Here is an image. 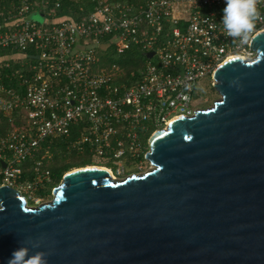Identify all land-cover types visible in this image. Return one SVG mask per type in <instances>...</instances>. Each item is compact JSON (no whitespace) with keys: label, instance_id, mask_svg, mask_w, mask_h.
I'll use <instances>...</instances> for the list:
<instances>
[{"label":"built area","instance_id":"1","mask_svg":"<svg viewBox=\"0 0 264 264\" xmlns=\"http://www.w3.org/2000/svg\"><path fill=\"white\" fill-rule=\"evenodd\" d=\"M224 7L226 0H0V115L9 123L0 134V186L41 205L53 180L45 141L83 125L69 147L88 148L93 166L117 177L114 169L149 163L151 136L194 115L202 79L214 82L231 58L257 56L251 42L264 19L241 43L224 34ZM64 8L75 12L62 15ZM259 8L264 16V2ZM134 46L148 58L136 82L118 80V62L100 63Z\"/></svg>","mask_w":264,"mask_h":264},{"label":"water","instance_id":"2","mask_svg":"<svg viewBox=\"0 0 264 264\" xmlns=\"http://www.w3.org/2000/svg\"><path fill=\"white\" fill-rule=\"evenodd\" d=\"M251 49L215 71L213 107L151 136L145 173L77 168L34 207L0 186V264L29 241L48 264H264V32Z\"/></svg>","mask_w":264,"mask_h":264},{"label":"trees","instance_id":"3","mask_svg":"<svg viewBox=\"0 0 264 264\" xmlns=\"http://www.w3.org/2000/svg\"><path fill=\"white\" fill-rule=\"evenodd\" d=\"M63 1L64 3H66L67 0ZM86 3L88 4L90 3V1H86ZM73 12H75V8H64L60 13L62 15H65L72 14ZM147 59V56L144 53L140 52L138 48L134 46L121 57H117L110 51L108 52V54L102 56V58L100 59V63L109 64L111 62H118L122 67L118 80L132 83L138 80L139 69L143 66ZM17 67H20V64H12L10 69H14ZM133 71H135L136 73L135 77L130 76ZM212 88L213 90H216L213 85ZM20 123L21 122L18 121L16 122V124ZM8 124L9 123L7 122V120L2 115H0V134H4L8 130ZM83 130H85L84 125L73 127L70 137H55L49 138L45 141V147L49 149V153L51 154L50 160L48 162L53 177L51 186L54 185L56 187L57 185H59L67 172L75 168L93 165L91 160L92 154L88 148H86L83 152H78L69 147V141L77 137ZM72 156H77L76 161H73L71 159ZM31 164L32 161H29L27 166L30 167Z\"/></svg>","mask_w":264,"mask_h":264},{"label":"clouds","instance_id":"4","mask_svg":"<svg viewBox=\"0 0 264 264\" xmlns=\"http://www.w3.org/2000/svg\"><path fill=\"white\" fill-rule=\"evenodd\" d=\"M262 2L264 0H226L221 22L225 36L246 43L254 32L256 23L264 19L259 8ZM2 210L3 205L0 204V211ZM33 248L39 249L40 242L22 243L18 249L13 251L8 264H48L49 253L43 250L32 252Z\"/></svg>","mask_w":264,"mask_h":264},{"label":"rangeland","instance_id":"5","mask_svg":"<svg viewBox=\"0 0 264 264\" xmlns=\"http://www.w3.org/2000/svg\"><path fill=\"white\" fill-rule=\"evenodd\" d=\"M32 18L35 21L44 22V17L41 16L39 13H34L32 15ZM212 85H213V82L210 80L209 77L202 79L199 82V85L197 88V93L194 94V99H193V107H196V110L211 108L214 106V104L217 100L221 99V95L219 94L218 91L213 90ZM71 159L73 161H76L77 156H72ZM142 159L143 158H140V160H142ZM48 160H50V158ZM89 166H93V165H89ZM86 167H88V166H86ZM153 167L154 166L150 162L149 163L147 162L146 164H144L142 166L137 165L135 167V169H131L129 171L123 172V174L121 175V177L119 179L123 180L124 178H126L132 174H143ZM75 169H77V168H75ZM54 187H55L54 185L51 186V188H50L51 191L49 192V194H47V196H45L42 200H40V204L48 203L53 199ZM36 204H38V202H36Z\"/></svg>","mask_w":264,"mask_h":264},{"label":"flooded vegetation","instance_id":"6","mask_svg":"<svg viewBox=\"0 0 264 264\" xmlns=\"http://www.w3.org/2000/svg\"><path fill=\"white\" fill-rule=\"evenodd\" d=\"M109 167H112L111 164L109 165ZM131 169H135V166L129 164V165H127V166L123 169V171L120 172L121 174H119V175H117V174H118L117 170L114 169V172H115V174H116V176H117V177H115V176H114V177H115V178H120L121 175L123 174V172H125V171H129V170H131ZM112 174H113V173H112ZM119 180H120V179H119Z\"/></svg>","mask_w":264,"mask_h":264}]
</instances>
